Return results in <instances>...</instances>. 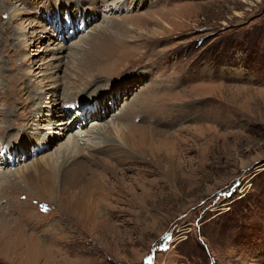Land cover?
<instances>
[{
	"label": "rangeland",
	"instance_id": "374dc122",
	"mask_svg": "<svg viewBox=\"0 0 264 264\" xmlns=\"http://www.w3.org/2000/svg\"><path fill=\"white\" fill-rule=\"evenodd\" d=\"M4 146L0 264H264V0H0Z\"/></svg>",
	"mask_w": 264,
	"mask_h": 264
},
{
	"label": "bare ground",
	"instance_id": "6f19581e",
	"mask_svg": "<svg viewBox=\"0 0 264 264\" xmlns=\"http://www.w3.org/2000/svg\"><path fill=\"white\" fill-rule=\"evenodd\" d=\"M118 3V2H117ZM120 4V3H119ZM123 4V3H122ZM121 4V5H122ZM115 5H118V4H115ZM115 5L114 4H112V7L109 9V10H112V12H113V10L114 11H116V9L117 8H115ZM111 12V11H110ZM79 24V23H78ZM125 27V26H124ZM72 28V27H71ZM126 28H124V30H125ZM127 30H130V29H126V31ZM73 32V31H72ZM127 33H129V31H127ZM104 57H106V56H104ZM117 58V60L115 59V61L114 62H112L111 61V58H109L108 57V60H107V58L105 59V60H107V61H105L104 60V58L103 59H101L100 60V64H104V63H106V65H102V66H98V67H93V68H91V69H93L94 71H98V70H104V71H107L108 69H109V67H111V66H113L114 64H117L118 62H119V58L118 57H116ZM114 60V59H113ZM108 61H111V63H107ZM81 64H83V66L86 68V69H88L87 67H86V63H81ZM97 64H99V63H97ZM93 66V65H92ZM91 74L93 73V71H89ZM99 74H100V72H99ZM126 83H128V82H126ZM125 83V85H124V88H125V90H124V93L129 89V91H132V86H127V88H126V84ZM117 84H119V82L117 83ZM49 89H53V88H49ZM48 91V89H45L44 91H38V92H36V95H38L39 96V100H42L43 98H44V96L47 94L46 92ZM128 92V91H127ZM129 93V92H128ZM120 96H121V94H120ZM36 99V98H35ZM78 99V98H77ZM80 104H82V105H88V106H91V107H94V108H91L90 109V112H92V111H94V114L95 113H97V111L96 110H98V108H99V106L97 105V103L96 102H93V101H84V99H83V101H81L80 102ZM66 105V102L60 107V110H59V112L63 115V117L65 118V117H68V114H66V111H67V109L65 110V106ZM98 107V108H97ZM67 108V107H66ZM96 111V112H95ZM99 111V110H98ZM90 112H88L87 114L85 113V114H83V115H81V117H79V119L80 120H84L86 117H87V115L88 114H90ZM74 119V118H73ZM76 122V120L74 121V120H71L70 121V124H72L73 125V123H75ZM66 124V123H65ZM79 133V131H76L75 133H72L73 135H76V134H78ZM95 134V136H97V134L96 133H94ZM58 135V134H57ZM93 134H91V132H87V133H83L82 135H79L78 134V136L76 135L75 137H71V136H68L67 137V139H66V141H65V143H63V145H61L60 146V148L58 147V149L60 150V152L59 153H61V152H63V153H68V155H69V159H68V162H69V164H70V166H71V171L72 172H74V175H73V182L72 183H74V184H77V185H80V183H82L83 182V180L85 179V177L83 176V173H84V170L86 169L85 168V165L83 164V163H81V162H79L78 160L81 158V157H83L84 156V158L86 159V160H88L89 162H91L92 164H98V162H100V159H98L97 157L99 156V155H101L102 153H105V152H107V151H109V149L107 148V146H108V144H99V145H97V142H95V140H97V138L96 137H93L92 136ZM62 137H63V135H62ZM99 143V142H98ZM103 143H106V142H103ZM6 149H8L7 150V152L6 153H4V154H2L1 156L3 157V158H6V156H7V154H9V152L11 151L8 147H6V146H4ZM10 147V146H9ZM44 147V146H43ZM3 148V147H2ZM34 148V150H33V152L34 153H36V155H37V153H39V152H41V151H39V152H36V150H35V147H33ZM58 151V150H57ZM13 152V151H12ZM11 155L13 154V153H10ZM13 156H23L22 154L21 155H19L18 153H15ZM123 156L125 157V159H134V157L135 156H132L131 154H129L127 151H125L124 149H123ZM1 158V157H0ZM1 160V159H0ZM1 163V162H0ZM90 173H93V171H90ZM65 176L67 177V178H69L68 177V174H65Z\"/></svg>",
	"mask_w": 264,
	"mask_h": 264
}]
</instances>
